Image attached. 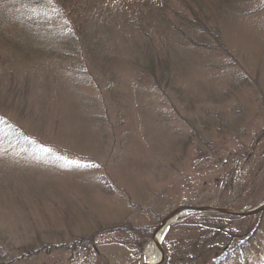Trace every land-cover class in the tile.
<instances>
[{
  "label": "rangeland",
  "instance_id": "obj_1",
  "mask_svg": "<svg viewBox=\"0 0 264 264\" xmlns=\"http://www.w3.org/2000/svg\"><path fill=\"white\" fill-rule=\"evenodd\" d=\"M143 1L70 2L75 13L58 25L72 28V42L54 50L43 38L10 42L24 34L0 21V116L47 149L35 155L0 138V264H75L53 245L123 221L156 228L184 205L226 203L236 195L226 163L253 143L261 149L249 148L248 165H261L252 178L264 187V138L250 143L264 127V0L223 10L222 0H165V22L147 17ZM198 19L228 53L176 42L178 26ZM213 112L243 116L250 136H224L218 154L198 161L191 124ZM192 215L165 236L163 264H213L233 235L257 227L222 264H264V213ZM145 248L99 241L106 264L142 263Z\"/></svg>",
  "mask_w": 264,
  "mask_h": 264
},
{
  "label": "trees",
  "instance_id": "obj_2",
  "mask_svg": "<svg viewBox=\"0 0 264 264\" xmlns=\"http://www.w3.org/2000/svg\"><path fill=\"white\" fill-rule=\"evenodd\" d=\"M72 1L74 0H0L2 6H8L6 10L7 13H5L4 16H0V21L11 24L12 20H14L16 25L14 27L15 30L20 33V36L24 34V36H21V39L8 40L19 45L24 38H28L30 41L43 38L44 44L52 50L58 48V44L71 43V38H73L71 34L73 33L72 28L61 27L58 24L65 23L61 21V17L69 14L67 10H69L70 14L75 13L76 7H72L71 11L68 7L71 5L69 3ZM222 1L224 2L217 5L219 10H223L226 5L236 2V0ZM164 2L165 0H146L143 1V4L141 3L140 6L142 9L145 8L147 17L165 22L166 15L163 13V10L166 4ZM137 3L139 4V2ZM22 12H25L24 15H19ZM188 23L189 24H186V28H180V26H178L176 30L178 33V38L175 39L176 42H183L187 46L193 44L205 49H214L228 53L227 47L217 29L208 30L204 28L200 19L194 21V24ZM139 26L141 25L139 24ZM188 27L198 32V39L188 34ZM167 28H170V26H167ZM200 31H202L203 34H201ZM206 35L208 36L206 37ZM96 44H99V41H96ZM148 60H150L151 68L160 63L158 60L155 61L152 56L149 57ZM168 60L169 59H163L159 66H162L163 62H167ZM161 77L169 80V69L167 67L165 69L162 68ZM197 121L198 122L191 124L192 132L190 134V140L195 143L198 154L201 157L198 161L205 158L212 159V157L218 154V147L224 136H232L236 139H240L241 137L248 138L250 136L243 116L228 119L222 117L219 112H213ZM215 137H217V140L214 139ZM0 138L14 144H22L26 151H31L35 155L47 150L33 140L32 137L17 124L10 121L9 118L5 119L1 116ZM263 138L264 127L250 137V143L258 140L261 142ZM252 145H254L253 148L255 151L261 149L258 147L259 144L253 143ZM252 145L247 148L245 156H239L238 154L236 156L233 155L232 159L228 160L226 163L228 164L227 166H230V175L233 173L236 195L232 200L214 206L236 210L251 209L258 206L262 198L264 199L263 183L261 184L262 188L256 187L255 180L253 181L252 178L255 176H262L261 171H263V168L258 164L254 167H249L248 165L250 160L249 156L251 157L252 153L249 152V148H251ZM203 147H207V151H204ZM263 154L264 151H261V156H264ZM196 203L202 204V201ZM262 213H264V211L261 212L260 215ZM212 214L216 217L233 218V216L230 215L206 212L194 214L190 216V219L198 220L205 216H212ZM154 229L153 225H134L130 221L117 222L110 225L99 226L85 235H76L72 238L71 242L53 245V248L70 251L72 255L71 262L75 264H106L105 256L102 255L99 249V241L121 245L132 251L142 250L151 240ZM172 229L173 227L170 228L169 232H171ZM257 230L258 227L256 229L253 228L245 237L233 235L228 249H224L227 252L217 257L213 264H222L223 261L227 260L232 254L239 252L241 248H244L248 242L254 238L253 235ZM28 252L30 254V252L34 251L28 250Z\"/></svg>",
  "mask_w": 264,
  "mask_h": 264
},
{
  "label": "water",
  "instance_id": "obj_3",
  "mask_svg": "<svg viewBox=\"0 0 264 264\" xmlns=\"http://www.w3.org/2000/svg\"><path fill=\"white\" fill-rule=\"evenodd\" d=\"M264 211V202L259 204L258 206L252 208V209H243V210H235L230 208H223V207H215L211 205H204V206H194V205H184L180 206L173 211H171L166 217L162 219V221L159 223L158 227L155 229L153 235H152V241L156 238V234L159 230H161L164 227H167V231L169 230L170 226L178 222V219L185 216L186 214L192 212V213H203V212H214V213H220L225 215H232L237 217H247V216H253L257 215ZM166 231V232H167ZM157 247L161 252L160 259L155 263H150L146 259L142 263L139 264H163L165 260V250L162 245V242H157Z\"/></svg>",
  "mask_w": 264,
  "mask_h": 264
},
{
  "label": "bare ground",
  "instance_id": "obj_4",
  "mask_svg": "<svg viewBox=\"0 0 264 264\" xmlns=\"http://www.w3.org/2000/svg\"><path fill=\"white\" fill-rule=\"evenodd\" d=\"M167 227L162 228L156 234V238L151 241L145 248V259L150 263L157 262L161 257V252L157 247V242H163L166 235Z\"/></svg>",
  "mask_w": 264,
  "mask_h": 264
}]
</instances>
